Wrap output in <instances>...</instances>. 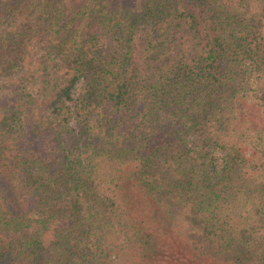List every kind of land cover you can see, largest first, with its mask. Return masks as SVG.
<instances>
[{
    "label": "trees",
    "instance_id": "obj_1",
    "mask_svg": "<svg viewBox=\"0 0 264 264\" xmlns=\"http://www.w3.org/2000/svg\"><path fill=\"white\" fill-rule=\"evenodd\" d=\"M128 254L264 264V0H0V264Z\"/></svg>",
    "mask_w": 264,
    "mask_h": 264
},
{
    "label": "rangeland",
    "instance_id": "obj_2",
    "mask_svg": "<svg viewBox=\"0 0 264 264\" xmlns=\"http://www.w3.org/2000/svg\"><path fill=\"white\" fill-rule=\"evenodd\" d=\"M174 224V226H172L174 229H176L177 228V231H179L180 229H179V227H181V225L178 223V222H174L173 223ZM124 260L125 261H127V264H131L132 263V261H133V258H132V255H130V254H128V255H124ZM215 264V263H214Z\"/></svg>",
    "mask_w": 264,
    "mask_h": 264
}]
</instances>
